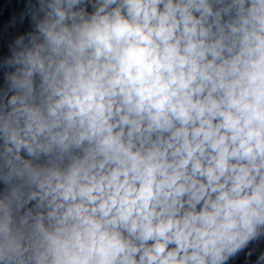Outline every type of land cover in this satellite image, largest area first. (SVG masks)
<instances>
[{
	"label": "clouds",
	"instance_id": "1",
	"mask_svg": "<svg viewBox=\"0 0 264 264\" xmlns=\"http://www.w3.org/2000/svg\"><path fill=\"white\" fill-rule=\"evenodd\" d=\"M26 17L0 57V264H226L264 237V0Z\"/></svg>",
	"mask_w": 264,
	"mask_h": 264
},
{
	"label": "water",
	"instance_id": "2",
	"mask_svg": "<svg viewBox=\"0 0 264 264\" xmlns=\"http://www.w3.org/2000/svg\"><path fill=\"white\" fill-rule=\"evenodd\" d=\"M27 4L28 0H0V57L8 53L9 46L17 36L31 29L27 17L23 22L20 20ZM261 253H264V237L251 242L245 250L230 258L226 264H256Z\"/></svg>",
	"mask_w": 264,
	"mask_h": 264
}]
</instances>
